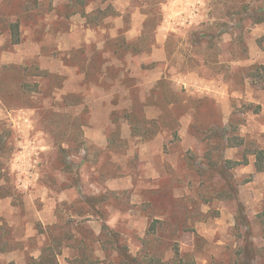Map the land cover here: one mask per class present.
I'll use <instances>...</instances> for the list:
<instances>
[{"label":"rangeland","instance_id":"1","mask_svg":"<svg viewBox=\"0 0 264 264\" xmlns=\"http://www.w3.org/2000/svg\"><path fill=\"white\" fill-rule=\"evenodd\" d=\"M262 8L264 0H0V199H10L0 203V253L19 249L10 259L34 264L44 234L58 264H126L116 248L135 264H264V189L252 200L253 175L238 173L256 171L254 153L264 150V129L254 127L264 109L253 103L264 71L250 66L264 62V22L254 23ZM104 42L112 60L99 52ZM100 100L121 109L109 114ZM88 130L105 134L108 149ZM158 136L167 158L156 160L161 179L148 182L139 145ZM227 138L237 144L231 160ZM128 174L134 186L121 192L84 185ZM51 211L53 230L43 224ZM88 215L100 237L74 229Z\"/></svg>","mask_w":264,"mask_h":264},{"label":"crops","instance_id":"2","mask_svg":"<svg viewBox=\"0 0 264 264\" xmlns=\"http://www.w3.org/2000/svg\"><path fill=\"white\" fill-rule=\"evenodd\" d=\"M139 26H136V28H138ZM133 31L132 32H129L128 35H133ZM129 37V36H128ZM105 42L102 43L101 46H98V49H103L102 50H99V52L102 53V56H103V59L104 60H112V56H107V52H105ZM61 46H64V44H60V47ZM261 53V50L258 51V54ZM113 55V54H112ZM261 55V54H259ZM252 56V55H251ZM264 58V56H263ZM258 60H254L250 66L254 67V66H261L263 65L264 66V62H259V63H256ZM51 72V71H50ZM63 74V73H62ZM104 96H106V93H104ZM113 96V95H112ZM116 98H118V96L116 95L115 96ZM95 103H99L100 105H103L106 109H110V113H112V111H116L118 109H121V107H117V103L115 102L114 104L113 103H109L108 101L104 102V100H100L99 102H95ZM253 103H255L257 106L259 107H262V109H264V95L262 97H258L256 98V101H253ZM96 104H91L90 105V108L91 107H96L95 106ZM125 107V106H123ZM122 107V108H123ZM77 108H82V106H78ZM144 108V107H143ZM123 109H128V108H123ZM258 115V114H256ZM127 122V121H126ZM254 127L256 128H262L264 129V124H261L259 122H256L254 124ZM100 132V131H99ZM97 131H91V130H88V132L86 133V138H88L94 145L102 148L103 150L105 149H108L109 147V140H108V137L103 134V133H99ZM262 132H264V130H262ZM136 136V135H135ZM125 137L127 138H131L132 139V132H131V129L129 127V130L128 132H126L125 134ZM135 139H139L138 136L134 137ZM236 150V148H229L227 149V159H230L231 160V157H230V154ZM138 155H139V158H140V162L142 163V167L144 170H146V173H147V177L146 181L150 182V181H153V182H158L161 178L159 176V171L156 167V160L157 159H166V155H164L162 153V144H161V141H160V138L159 136L156 137L154 140L152 141H149L147 143H144V144H140L139 145V151H138ZM240 171L238 173H242V174H251L253 175V180L252 182L248 183L246 186H245V189L246 191H249L250 192V198L252 200H258L259 199V196H260V190L261 189H264V183H262V180H264V173L262 171L261 172H257L254 170V165L253 164H248V165H244L242 166L240 169ZM92 171L94 172V175H98V171H96V169H92ZM149 178L151 179H158V180H150ZM134 181V177L133 175H126L125 177L123 176H118L116 175L115 177H111L109 179H107L104 183V188L97 182V179L96 181L91 178L90 176V179L88 178L86 180V183L84 184L85 185V188H88L87 191L89 189H94V190H98L101 191L103 189H106V191H109L110 193H116V192H121V191H124L130 187H133L134 186V183H132ZM85 193V192H84ZM93 197H97L96 195H99L97 194V192H91V194ZM64 197V200L63 201H68L66 196L63 195ZM10 204V199H0V203H5L7 202ZM13 211L14 208H13ZM0 216H1V212H0ZM10 218V217H9ZM90 218H93L91 215H88V218H87V221H85V224L82 223V226L80 227V223L79 222H73L74 225H75V230H80V229H84L83 227H90L91 228V231H92V235L95 236V237H100L101 236V231L100 229H97L93 226V224H95L94 221H91ZM58 220L59 219V216L57 213H55L54 211H51L50 212V218L48 217L47 220H45L43 222L44 225H48V228H50V230H53V227H55V225H57L58 223ZM7 223V222H6ZM92 225V226H91ZM10 226H12L10 224ZM93 227V228H92ZM74 230V232H75ZM79 233V232H78ZM80 236V233L78 235H76L74 238V240L77 241V238ZM43 243L41 244V246H39V249H37V252H38V257L34 258L31 254H29L31 258H33L34 260H38L40 255H41V251L44 249V248H48L50 247V243H49V239H50V235H47L45 236L43 234ZM71 240V239H70ZM79 242V241H78ZM80 244H82L81 242H79ZM69 245L66 244V247L65 249H68ZM79 250V249H78ZM102 252L101 251V248L99 246V248L96 250L97 253ZM20 253V250L19 249H15V250H12V251H9L8 253H0V258L1 260L3 259V261H7L8 264H17L18 261L14 262L13 259H10L11 256L13 255H17V253ZM25 253V252H24ZM79 253H77V255L74 256V259L75 258H78ZM26 257V255H25ZM7 259V260H6ZM99 261H101V259L99 258ZM26 264V263H25Z\"/></svg>","mask_w":264,"mask_h":264},{"label":"trees","instance_id":"3","mask_svg":"<svg viewBox=\"0 0 264 264\" xmlns=\"http://www.w3.org/2000/svg\"><path fill=\"white\" fill-rule=\"evenodd\" d=\"M264 8L260 9V12L263 11ZM264 22V16H260L259 18H255L254 19V23L255 24H259V23H262ZM13 28L17 27V26H12ZM254 68L256 71H264V66L261 65V66H254L252 67ZM110 69L107 70V72L109 73ZM108 75V74H107ZM157 88H155L153 91H152V95L150 97H148L147 101H149V99H151V97H153V95L156 93V90ZM151 105V102H147L146 104H142V108L143 107H146V106H149ZM154 105L158 108L159 105L158 104H155ZM187 107V106H186ZM192 109L190 110H186L184 111L183 114H186L188 111H191ZM133 111L131 112H126L125 113V120L127 122H129L131 125H133L135 123L134 121V116H133ZM117 115V112H113L112 115ZM231 133V130H229L228 132H226V134L228 135L229 137V134ZM230 141V138H227L226 142H227V146L230 147V148H234V147H237V144L236 145H232V146H229V142ZM241 144V143H240ZM239 145V144H238ZM254 155L256 156V163H255V167H256V171L257 172H262L264 171V150H256ZM209 156V155H208ZM239 162H235V163H232V162H228L227 164L228 165H232V166H236L238 165ZM214 165V164H212ZM223 175V174H222ZM10 196V193L7 194V195H4L3 197H8ZM94 200H97V197L93 198V199H88L87 200V203L91 206V204H93L92 202H94ZM81 225L80 227L82 226V223L79 222ZM86 228V227H85ZM103 229H107L106 226H103ZM51 248H44L42 251H41V255L39 257L38 260H34V264H58L57 263V253L56 252H53L52 249L50 250ZM116 251H117V255L118 257L121 256V258L124 259V261L126 262V264H135V260L131 257L128 256V254L126 253V251L124 249H120V248H116ZM98 260H96L95 262H97Z\"/></svg>","mask_w":264,"mask_h":264}]
</instances>
